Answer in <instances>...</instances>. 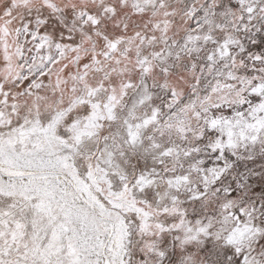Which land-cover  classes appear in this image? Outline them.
Masks as SVG:
<instances>
[{
	"label": "snow or ice",
	"instance_id": "1",
	"mask_svg": "<svg viewBox=\"0 0 264 264\" xmlns=\"http://www.w3.org/2000/svg\"><path fill=\"white\" fill-rule=\"evenodd\" d=\"M0 264H264V0H0Z\"/></svg>",
	"mask_w": 264,
	"mask_h": 264
}]
</instances>
